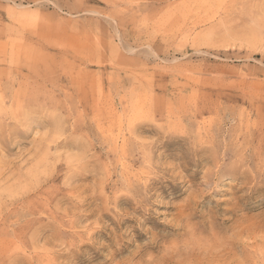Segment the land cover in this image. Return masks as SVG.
Returning <instances> with one entry per match:
<instances>
[{"label":"rangeland","instance_id":"rangeland-1","mask_svg":"<svg viewBox=\"0 0 264 264\" xmlns=\"http://www.w3.org/2000/svg\"><path fill=\"white\" fill-rule=\"evenodd\" d=\"M0 264H264V0H0Z\"/></svg>","mask_w":264,"mask_h":264}]
</instances>
